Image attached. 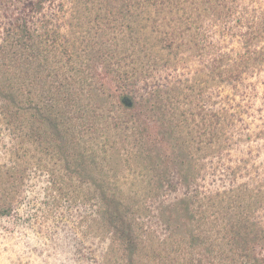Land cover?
<instances>
[{"label": "trees", "instance_id": "trees-1", "mask_svg": "<svg viewBox=\"0 0 264 264\" xmlns=\"http://www.w3.org/2000/svg\"><path fill=\"white\" fill-rule=\"evenodd\" d=\"M0 127L100 264H264V0H0Z\"/></svg>", "mask_w": 264, "mask_h": 264}, {"label": "rangeland", "instance_id": "rangeland-1", "mask_svg": "<svg viewBox=\"0 0 264 264\" xmlns=\"http://www.w3.org/2000/svg\"><path fill=\"white\" fill-rule=\"evenodd\" d=\"M17 144L0 131V264H100L109 245L96 226L86 224L94 207L79 203L74 192L56 196L38 164L41 154L24 143L14 155Z\"/></svg>", "mask_w": 264, "mask_h": 264}]
</instances>
